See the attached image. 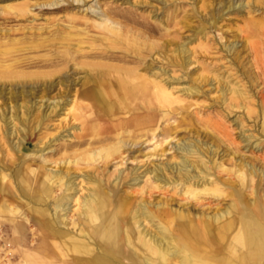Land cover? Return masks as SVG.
<instances>
[{"label": "bare ground", "instance_id": "obj_1", "mask_svg": "<svg viewBox=\"0 0 264 264\" xmlns=\"http://www.w3.org/2000/svg\"><path fill=\"white\" fill-rule=\"evenodd\" d=\"M234 5L229 3L228 9H234ZM250 5L249 1L237 3L238 8H248ZM94 24L106 32L102 40L109 41V34L128 40L122 34L120 23L105 13ZM259 34L264 35V22L252 21L240 30L238 41L227 44L226 50L231 53L230 59H238L240 52L235 51V48L232 52L233 46L238 42L244 43L242 49L247 47L254 57L255 68L264 76V48L252 41ZM137 40H140L139 37H134L133 45L141 46ZM95 41L91 39L86 47L83 46V40L75 44L67 43L65 55L69 59L60 58L62 62L72 61L75 62L74 66L88 69L84 70L80 85V88L87 89L84 92L80 88L76 89L60 107L62 112H57L61 117L60 122L69 121L68 129L65 130L68 132L63 138L70 137L72 130L77 134L74 146L85 145L87 149L79 154L74 152L72 159L66 158L59 163L75 165L88 160L96 162L97 166L102 164L107 167L109 160L120 159L114 165L116 175L108 180L106 187L104 181L89 173L79 174L58 167L47 168L46 164L36 168L28 165L21 173L13 171L12 178L16 177V186L7 173L0 171V231L2 221L6 220L12 234L10 243L15 247L12 251V246L7 245L6 263L12 264L13 258H18L16 264H264V170L257 169L243 155L236 156V152L230 151L220 157V148L207 130L203 138L197 131L195 138L194 135H185L173 141L183 120L180 118L177 122L174 113L179 110L189 111L195 105L190 99L200 92L199 86L188 83L186 87L178 88L175 86L177 82L166 81L163 74L166 71H161L163 68L151 71L145 66L143 72L138 68L112 66V71H104L101 64L77 63L78 56L112 59L122 62V65L141 63L135 57L127 60L126 56L115 53L104 57V52L93 46ZM111 44L116 46L115 42ZM143 45H146L145 42ZM148 47L152 48L153 44ZM140 50L141 47L135 48L134 54L140 55ZM173 52L175 55L167 58L168 63L183 73L181 77L189 79L186 70L195 62V52L187 47V43L177 45ZM3 68L8 69L7 66ZM176 72L174 70L171 77L179 81ZM216 79L217 76H214L211 81L217 84L223 103L230 100L232 108L236 104L248 111H256L252 109L255 105L251 95L241 85L229 81L221 83V79ZM136 89L139 103L133 107L123 106ZM0 94L4 97L3 91ZM27 96V93L21 92L17 97L10 92V97L6 98L8 107L0 113V121L4 122L7 130L5 136L12 140V149L20 154L21 161L39 157L47 149L51 150L49 141L52 138L57 140L60 132L57 131V136L49 138V144L45 142L41 147L35 145L32 149L26 147L28 130L21 127L13 129V122L15 119L27 122L33 112L37 101H33L34 97L26 99ZM258 98L256 106L264 119V93H260ZM43 99L44 96H41L39 110L43 106ZM59 103L53 101L46 105L47 110L41 109L40 115L33 120V131ZM240 133L242 141L250 139L243 128ZM232 143L235 144L234 141ZM145 144L144 149L147 151L143 153L140 147ZM71 145L63 144L61 148L64 153H67ZM136 145L140 147L132 150V146ZM247 146L255 152L261 145L259 142H248ZM135 151L146 160L144 164L134 165L127 177L129 180H126L129 191L121 192L123 163L131 156V161H136ZM168 154L170 160L157 161L158 157ZM227 159L234 160L229 169L224 165ZM48 162L46 158L43 159V163ZM141 168L143 170L138 172ZM228 170L236 174L240 185H236L235 181L221 179L220 173L229 175ZM221 186L231 187L232 196L236 199L214 212L200 209L210 204V198H219L225 194ZM237 187L243 193L239 194ZM53 189L61 191L50 202L48 200ZM165 190L171 191L173 195L185 196L190 202L175 206L172 204V196L155 201L141 197L146 193L151 196L155 191ZM244 190L249 191L250 197ZM75 213L78 215L77 220L73 219ZM9 214L15 218L12 220L6 217ZM69 215L73 220L71 224L68 222ZM32 222L38 228H31V236L27 229Z\"/></svg>", "mask_w": 264, "mask_h": 264}, {"label": "rangeland", "instance_id": "obj_2", "mask_svg": "<svg viewBox=\"0 0 264 264\" xmlns=\"http://www.w3.org/2000/svg\"><path fill=\"white\" fill-rule=\"evenodd\" d=\"M240 1L243 4L249 1L251 5L248 8L247 6L238 8L237 3ZM54 2L58 4L50 5ZM229 3L235 4L234 9H228ZM0 4L3 5L0 7V65H2L0 66V93L3 91L4 94V97L0 96V113L8 107L6 98L10 97V92L17 97L21 92L27 93L26 99L34 97L33 101H37V104L34 105L35 108L33 107V112L30 113L27 122L15 119L14 126L11 125V127L13 126V129L21 127L25 131L28 130L26 132L29 135L26 141L28 149H32L35 145L41 147L45 142L46 144L50 142L52 145L51 150L48 151L47 149L41 156L21 161L20 154L12 149V140L7 135L5 136L7 130H5L4 122L0 121V171L7 173L14 185L17 186L16 177L15 179L12 178L14 172L25 170L28 165L36 168L39 167L38 165L44 166L46 164L47 168L58 167L79 174L89 173L96 179L104 181L106 187L116 175L117 169L114 165L120 162V159L111 162L109 160L107 167L102 164L97 166L96 162L88 160H83L75 165L59 163L66 158L72 159L74 152L79 154L87 149L85 145L74 146L77 142V134L72 130L69 131L72 134L70 137L63 138V135L68 132L65 130L68 129L69 121L62 120L60 122L61 117L57 115V112H62L60 107L76 89L80 88L85 75L84 70L88 69L87 67L78 68L74 66L75 62L72 61L62 62L60 58L69 59L68 55H65L67 43L75 44L78 40H83L85 41L83 46L86 47L89 45L87 42L91 39L97 40L93 42V46L99 51L102 50L104 57H108L110 53H115L119 56H126L125 59L127 60L135 57L136 60L140 59L141 63H124L125 65H122V62L116 60L93 56H78L77 63L101 64V69L104 71H112L114 68L112 66L138 68L140 71H143L145 66L151 71L163 68L161 71L162 73L164 70L166 71L163 73L166 81L177 82L176 87H186L188 83L199 86L200 92L192 100L190 99L195 105L189 111L179 110V112L174 113L177 122L180 118L183 120L174 134L175 139L173 141L185 135H194L195 138L197 131L203 138L204 135L206 136L207 130L209 136L214 138L220 148V157L230 151L236 152V156L243 155L257 169L264 170V129H262L264 128V119L258 111V105L256 106L259 101V94L264 93V76L261 75L260 70L255 68L254 57L247 47L242 49L244 43L238 42L233 46L232 52L234 48L235 51L240 52L238 59H230L231 53L226 50L227 44L229 45L234 40L238 41L241 29L246 28L252 21L264 22V0H0ZM6 5L9 7L7 8ZM104 13L112 20L120 23L122 34L128 37V40L124 37L116 38L112 34H109L111 38L109 41L102 40V35L106 32L96 27L94 22L99 21ZM136 36L139 37L140 40L137 42L142 44L141 46L133 45V39ZM142 41L146 45H143ZM252 41L258 42L264 48V35L259 34ZM111 42H115L116 46H112ZM151 43L153 47L149 48L148 45ZM183 43H187V47L195 52V62L186 70L189 79L184 78V76L182 78L181 74L183 73L177 67L171 66L167 59L173 57L175 47ZM138 47H141V53L136 56L134 54L135 48ZM85 53L90 54L89 52ZM154 53L156 54L153 56ZM3 66H7L8 69H4ZM174 70H177L176 75L179 77V81L172 80L171 75ZM214 76L221 79V83L229 81L232 84L236 82L237 85H241L246 93L251 95L252 103L255 105L252 109L254 108L256 111H248L236 104V107L232 108L229 104L230 100L223 103L221 93L216 88L217 84L211 81ZM80 89H82L81 92H84L87 87ZM137 91V89L133 90L123 106L133 107L139 103ZM41 96H44L42 111L47 110L46 105L53 101L60 103L33 131L35 125L33 120L40 115L41 111L38 108L41 104V102L39 103ZM226 97L228 98V96ZM19 101L21 102V100ZM8 116L9 114H7ZM61 128L63 129L61 130ZM240 128L245 130L246 135H250L247 142L241 140ZM57 131H60L57 140L52 138L48 142L49 138L57 134ZM248 142L253 144L259 142L260 149L254 152L247 146ZM69 143L72 144V147L67 149V153H64V149L61 147L63 144ZM145 146L146 144L142 147L136 145L132 146L131 149L136 150L140 147L144 153L147 151L144 149ZM134 153L137 155L136 161L132 162L131 158L133 157L131 156L127 162L123 163L124 173L123 183L120 185L121 192L129 191L127 182L129 178L127 180V177L134 165L137 163L144 164L146 160L139 152L135 151ZM170 157L169 154L158 157L157 161L164 162L166 159L170 160ZM44 158L49 162L43 163ZM16 163L18 164L16 165ZM233 163L234 160L229 161L227 159L224 165L229 169ZM65 166L66 168H64ZM142 170L143 168L138 172ZM228 172L229 175L225 172L220 173L221 179L235 181L236 185H240V179L236 174L232 170H228ZM78 180L80 181V178ZM221 187L225 194L219 198H210V204L204 205L200 209L214 212L236 199L235 196H232L231 187ZM238 190L239 194L243 193L241 188ZM60 191L53 189L48 201H54L59 196ZM244 192L250 197L248 190H244ZM137 196L140 195L137 194ZM170 196L174 198L172 204L175 206H183L190 202L185 196L173 195L171 191L166 190L155 191L151 196L146 193L141 197L148 201H155ZM25 210L27 211V209ZM6 217L12 220L15 218L13 214ZM76 218L78 215L75 213L73 219ZM71 220L72 217L69 215L68 222L70 224L73 221ZM2 223L0 259L3 256L2 264H8L5 257L6 247L7 245L8 247L12 246V251L15 247L10 243L12 234L7 226L9 223L7 224L6 220ZM32 225L35 226L33 222ZM31 228L33 227L27 229L29 235H31ZM28 237L31 239V236ZM18 260V258H13L12 264L18 263Z\"/></svg>", "mask_w": 264, "mask_h": 264}, {"label": "crops", "instance_id": "obj_3", "mask_svg": "<svg viewBox=\"0 0 264 264\" xmlns=\"http://www.w3.org/2000/svg\"><path fill=\"white\" fill-rule=\"evenodd\" d=\"M29 227L36 228V227H37V224H36L35 226H34V225H29L28 228H29ZM37 228H38V227H37ZM37 228H36V229H37ZM27 231H28V230H27ZM28 236H29V235H28ZM31 236H32V235H31Z\"/></svg>", "mask_w": 264, "mask_h": 264}]
</instances>
